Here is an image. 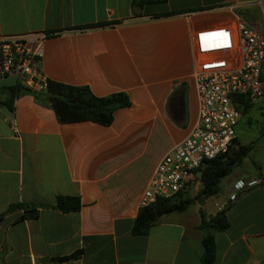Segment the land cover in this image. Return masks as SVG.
Instances as JSON below:
<instances>
[{"label": "crops", "instance_id": "0c3cea01", "mask_svg": "<svg viewBox=\"0 0 264 264\" xmlns=\"http://www.w3.org/2000/svg\"><path fill=\"white\" fill-rule=\"evenodd\" d=\"M133 1L0 0V34L49 32L35 60L46 79L85 84L98 96L123 91L129 100L107 125L59 122L32 92L6 89L20 85L14 76L0 78V264H200L201 216L227 201L234 179L264 176L257 164L235 166L208 196L218 199L197 214L171 211L131 233L156 162L197 118L192 33L241 18L264 34V0ZM56 194L77 195L79 209L45 206ZM21 201L41 204L37 215L8 208ZM225 214L226 229H207L212 264H262L264 180L228 202ZM78 248L76 258L52 259Z\"/></svg>", "mask_w": 264, "mask_h": 264}, {"label": "built area", "instance_id": "2783aa9c", "mask_svg": "<svg viewBox=\"0 0 264 264\" xmlns=\"http://www.w3.org/2000/svg\"><path fill=\"white\" fill-rule=\"evenodd\" d=\"M49 32L0 34V78L14 76L27 88L44 90L46 78L35 60L43 54V41ZM197 56L193 78L197 96V118L188 133L175 142L156 162L138 206L156 196H169L184 190L195 178V170L206 160L226 152L235 137L234 125L240 114V99L251 101L264 96V34L238 18L233 27L205 26L192 33ZM262 175L232 181L226 206L242 191L260 184Z\"/></svg>", "mask_w": 264, "mask_h": 264}, {"label": "trees", "instance_id": "16d2710c", "mask_svg": "<svg viewBox=\"0 0 264 264\" xmlns=\"http://www.w3.org/2000/svg\"><path fill=\"white\" fill-rule=\"evenodd\" d=\"M146 0H134L133 6H140ZM104 23H98L103 25ZM6 89L12 93L21 91L32 92L37 98L46 102L53 110L56 119L59 122H74L89 120L98 124L107 125L112 120L113 111L117 107L129 104L128 97L123 91H115L105 95L93 94L87 85H74L59 82L52 79H46V87L41 93L31 88L21 85L7 86ZM242 104L241 111L247 108L250 103L240 99ZM252 142L241 144L234 137L231 145L226 152L220 153L215 157L208 159L200 166L199 174L195 178L199 181V188L196 192V198L203 199L218 191L220 179L227 175L235 166H238L242 157L251 148ZM195 170L194 172H196ZM182 191L176 192L169 196H156L145 206L138 207L132 225V234L145 233L149 226L159 219V216L171 211H183L190 202V198L182 196ZM41 204L32 201L13 202L8 208L20 207L22 209L19 217H35L38 207ZM58 209L61 212L78 210L80 201L77 195L56 194L53 204H47ZM226 206L218 208L207 218L201 216L200 226H206L210 230H224L229 226L226 218ZM202 250L199 254L200 264H212L214 259V241L211 231L207 230L206 235L201 238ZM81 249L55 256L52 259L62 261L73 259L80 255ZM264 264V262L262 263Z\"/></svg>", "mask_w": 264, "mask_h": 264}, {"label": "rangeland", "instance_id": "374dc122", "mask_svg": "<svg viewBox=\"0 0 264 264\" xmlns=\"http://www.w3.org/2000/svg\"><path fill=\"white\" fill-rule=\"evenodd\" d=\"M237 140L241 144L252 142L251 148L242 157L240 167H253L259 165V169L264 172V98H256L253 104L241 113L234 126ZM200 184L198 179L192 178L187 187L182 190V196L190 198L187 205L186 214L199 212L202 202H210L218 199L219 194L203 199L196 198V192Z\"/></svg>", "mask_w": 264, "mask_h": 264}, {"label": "water", "instance_id": "95a60500", "mask_svg": "<svg viewBox=\"0 0 264 264\" xmlns=\"http://www.w3.org/2000/svg\"><path fill=\"white\" fill-rule=\"evenodd\" d=\"M196 173L199 174V170H197ZM201 231H202L203 236L206 235V233H207V227L206 226H202L201 227Z\"/></svg>", "mask_w": 264, "mask_h": 264}]
</instances>
